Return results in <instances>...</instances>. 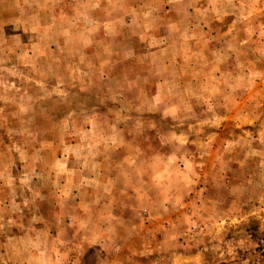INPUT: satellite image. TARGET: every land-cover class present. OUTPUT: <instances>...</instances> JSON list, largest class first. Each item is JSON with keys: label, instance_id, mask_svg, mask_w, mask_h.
<instances>
[{"label": "rangeland", "instance_id": "obj_1", "mask_svg": "<svg viewBox=\"0 0 264 264\" xmlns=\"http://www.w3.org/2000/svg\"><path fill=\"white\" fill-rule=\"evenodd\" d=\"M0 0V264H264V0Z\"/></svg>", "mask_w": 264, "mask_h": 264}, {"label": "crops", "instance_id": "obj_2", "mask_svg": "<svg viewBox=\"0 0 264 264\" xmlns=\"http://www.w3.org/2000/svg\"><path fill=\"white\" fill-rule=\"evenodd\" d=\"M21 2H26L25 0H21Z\"/></svg>", "mask_w": 264, "mask_h": 264}]
</instances>
